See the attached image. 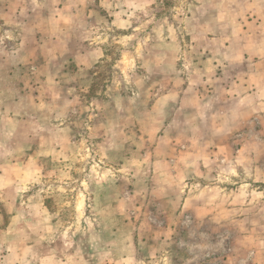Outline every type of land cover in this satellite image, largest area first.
Masks as SVG:
<instances>
[{"label":"rangeland","instance_id":"obj_1","mask_svg":"<svg viewBox=\"0 0 264 264\" xmlns=\"http://www.w3.org/2000/svg\"><path fill=\"white\" fill-rule=\"evenodd\" d=\"M28 1L25 8L26 0H0V117L38 115L53 138L44 155L38 151L35 157L47 171L32 180L25 200L39 203L43 196L44 213L18 220L13 238L21 234L34 242L22 224L36 226L33 234L44 246L38 253L54 260L45 264H264V107L236 122L226 159L215 158L206 169L198 163L178 170L170 169L174 163L156 166L155 138L164 133L147 129L145 118L151 101L169 94L161 81L179 82L174 73L163 77L173 64L174 70L181 68V60L164 57L166 51L179 55L176 43L162 39L173 31L165 34L160 27L161 40L148 44L151 27L140 25L136 43L128 41L129 29L120 44L119 32L104 25L33 26L47 4ZM187 2L193 0L157 5ZM93 7L88 5L86 15ZM248 20L249 41L231 44L234 59H219L218 72L225 67V77L264 68V21L254 14ZM76 29L81 52L102 50L109 56L91 75L65 58L55 65L52 57L39 55L42 49L60 50L48 46L47 36ZM91 37L98 40L93 45ZM254 46L255 55L239 59ZM119 49L126 57L111 59ZM193 60H187L185 74L198 68L199 60Z\"/></svg>","mask_w":264,"mask_h":264},{"label":"crops","instance_id":"obj_2","mask_svg":"<svg viewBox=\"0 0 264 264\" xmlns=\"http://www.w3.org/2000/svg\"><path fill=\"white\" fill-rule=\"evenodd\" d=\"M253 1L193 0L185 5L158 6L157 3L161 0H45L43 4H47L46 11L31 25H50L57 28H96L104 25L119 32V40L116 42L120 44L125 39L122 34L129 29L133 31L127 39L132 44L136 43L134 32L140 25L151 27L145 37L148 44L161 40L158 37L160 27L164 28L165 34L173 31V35H164L162 39L176 43L179 46V55L166 51L164 57L181 60V68L174 70L173 64V67L165 69L163 77L171 78L174 73L177 76L174 75L176 77L173 81L179 82L172 84L161 81L159 85L165 86L169 94L164 99L151 101L153 104L149 105L145 118L147 129L155 128V133L160 130L164 133L155 138L153 152L157 156L153 159V164H162L165 167L174 163L170 169L178 170L182 166L190 168L198 163L199 167L206 169L213 159L220 156L227 158L236 122L251 116L252 111L264 107V68H256L254 71L249 69L232 77L223 76L228 74L225 67L218 72L221 65L219 59L237 57L231 53V44H244L249 41L246 37L251 26L248 19H252L254 14L261 17L260 22L264 21V4ZM38 3H41L40 0H35L36 7L43 5ZM29 5L30 2L26 0L25 8ZM88 5L94 7L86 15ZM80 10L83 13H79ZM188 24L192 30L186 27ZM75 31L66 36H47L48 46L59 45L60 50H51L46 54L42 49L39 55L43 58L52 57L55 65L65 58L69 66L89 71L91 75L95 64L102 63L109 56L102 50L86 48L84 53L81 52L78 46L80 42L77 40L81 38L77 35V29ZM91 40L90 45L98 41L94 37ZM256 48L257 46L252 47L251 52L244 49L239 54V59L245 55H255L253 52ZM119 50L111 59L126 57L125 51ZM151 53L153 56L156 54L154 51ZM127 54L134 57L136 53L128 51ZM193 59L199 60V66L194 65L198 68L185 74L184 69L189 65L187 60ZM4 111L6 112V108ZM25 112L28 113L29 110ZM44 127L46 125L43 119L30 113L18 115L12 112L0 117V264H45L50 259L54 261L53 256L38 253L39 247L44 246L42 242H37V236L33 234L38 233L36 226L22 224L31 238L35 236V241L31 243L24 241L21 234L13 238L11 232L23 217H38L44 213L43 196L39 198V203L25 204L28 192L31 191L30 185H33L32 180L47 171L38 163V158L35 159L38 151L44 155L43 151L48 149L46 144L53 138L51 133L44 132ZM51 148L56 151L54 147ZM30 154L33 159L27 157ZM169 179L167 177V181ZM34 208L37 209L32 211ZM54 259L58 260V255Z\"/></svg>","mask_w":264,"mask_h":264}]
</instances>
